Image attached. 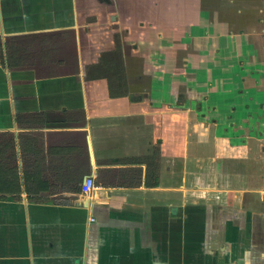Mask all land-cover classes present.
Wrapping results in <instances>:
<instances>
[{
	"label": "crops",
	"instance_id": "0c3cea01",
	"mask_svg": "<svg viewBox=\"0 0 264 264\" xmlns=\"http://www.w3.org/2000/svg\"><path fill=\"white\" fill-rule=\"evenodd\" d=\"M249 67L264 0H0V264H264Z\"/></svg>",
	"mask_w": 264,
	"mask_h": 264
},
{
	"label": "built area",
	"instance_id": "2783aa9c",
	"mask_svg": "<svg viewBox=\"0 0 264 264\" xmlns=\"http://www.w3.org/2000/svg\"><path fill=\"white\" fill-rule=\"evenodd\" d=\"M82 192L84 195L95 197L99 195V197L104 196L106 194L105 189L99 185H97L94 181V177L92 175L87 176L82 182ZM94 219V217H92Z\"/></svg>",
	"mask_w": 264,
	"mask_h": 264
},
{
	"label": "rangeland",
	"instance_id": "374dc122",
	"mask_svg": "<svg viewBox=\"0 0 264 264\" xmlns=\"http://www.w3.org/2000/svg\"><path fill=\"white\" fill-rule=\"evenodd\" d=\"M227 1H229V0H227ZM253 1H256V0H253ZM260 1V0H259ZM255 3V5H253V6H255V9L257 8H259V6H260V4H257L256 2H254ZM235 6H236V8H240V6L239 5H237V4H235ZM251 22V21H250ZM249 22V23H250ZM233 56L234 57H232V59H236V60H238V57H237V55H235V54H233ZM236 57V58H235ZM239 69V68H238ZM237 69V70H238ZM236 70V71H237ZM248 72L247 73H250L251 75H258V74H262V73H264V68H251V67H249L248 68V70H247ZM217 74H219V73H217ZM224 74V73H223ZM221 89V84H216V88H215V90L216 91H218V90H220Z\"/></svg>",
	"mask_w": 264,
	"mask_h": 264
}]
</instances>
